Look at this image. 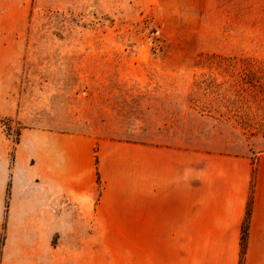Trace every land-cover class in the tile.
Returning <instances> with one entry per match:
<instances>
[{
	"label": "rangeland",
	"instance_id": "rangeland-1",
	"mask_svg": "<svg viewBox=\"0 0 264 264\" xmlns=\"http://www.w3.org/2000/svg\"><path fill=\"white\" fill-rule=\"evenodd\" d=\"M2 26L21 50L0 123L11 139L41 128L264 150V0H0Z\"/></svg>",
	"mask_w": 264,
	"mask_h": 264
},
{
	"label": "crops",
	"instance_id": "crops-1",
	"mask_svg": "<svg viewBox=\"0 0 264 264\" xmlns=\"http://www.w3.org/2000/svg\"><path fill=\"white\" fill-rule=\"evenodd\" d=\"M9 36L0 27V115L15 111L21 50ZM11 146L0 125V264H55L54 236L66 264H239L251 178L242 264H264V150L41 128H22L12 158Z\"/></svg>",
	"mask_w": 264,
	"mask_h": 264
},
{
	"label": "trees",
	"instance_id": "trees-1",
	"mask_svg": "<svg viewBox=\"0 0 264 264\" xmlns=\"http://www.w3.org/2000/svg\"><path fill=\"white\" fill-rule=\"evenodd\" d=\"M262 65H263L262 67L264 68V63H262ZM250 72H251V75H250L251 77L250 76L247 77L246 82H252V85H254L253 81H254L255 76L252 75L253 74V71H250ZM4 117H7V115H5ZM1 120H2V115H0V123H1ZM21 130H22V128L16 132V137L14 139H11L12 140V144H13L12 145V151L10 153V157L11 158L13 156V148L15 147L16 143L19 142ZM6 135L7 136H11L10 133H8V132H6ZM95 161L97 163V157L95 158ZM253 163H254V160H252V164ZM253 169L254 168L252 167V176H253ZM96 175H97V180L99 181V175H98L97 169H96ZM9 184H10V182L8 181L7 191H6L7 198H9V196H10L9 195V191H10ZM252 184H253V181H252V178H251L249 195H248V200H247V203H246L245 218H244L243 223H242V226H241L239 264H242V260H243V256H244V252H245V246H246V239H247V233H248V218H249V215H250V208H251ZM6 207H7V204H6ZM2 235H3V233H2ZM1 242H2V240H0V247H1Z\"/></svg>",
	"mask_w": 264,
	"mask_h": 264
}]
</instances>
